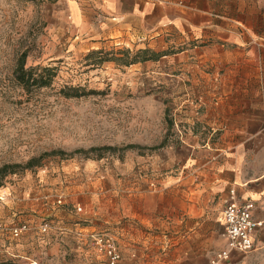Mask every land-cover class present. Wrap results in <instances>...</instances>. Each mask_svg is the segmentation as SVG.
I'll list each match as a JSON object with an SVG mask.
<instances>
[{"label": "crops", "instance_id": "crops-1", "mask_svg": "<svg viewBox=\"0 0 264 264\" xmlns=\"http://www.w3.org/2000/svg\"><path fill=\"white\" fill-rule=\"evenodd\" d=\"M54 12L92 48L136 44L157 56L129 71H170L173 126L186 161L199 167L205 158L211 179L174 181L145 204L120 203L123 211L104 214L102 228L56 213L54 238H40L32 216L15 223L16 213L1 208L0 220L29 229L17 238L0 232V264H38L47 254L54 264H210L227 249L224 208L232 197L253 201L255 217H264V0H59ZM162 183L170 186V176ZM95 230L113 234L124 257L111 263L98 255L85 237ZM129 246L137 250L128 254ZM224 264H264V227L251 252L234 251Z\"/></svg>", "mask_w": 264, "mask_h": 264}, {"label": "rangeland", "instance_id": "rangeland-1", "mask_svg": "<svg viewBox=\"0 0 264 264\" xmlns=\"http://www.w3.org/2000/svg\"><path fill=\"white\" fill-rule=\"evenodd\" d=\"M58 1L0 0V196L6 198L0 209L15 212V223L18 216L35 218L40 238L55 237L56 213L72 225L102 228L104 214L123 211L120 203L145 204L174 181L195 186L211 179L205 158L199 167L186 161L173 126L170 71H129L126 62L144 56L136 44L92 48L74 39L69 24L55 17ZM23 53L27 67L57 69L50 85L26 90L19 83ZM73 89L81 96H67ZM32 158L39 163L27 167ZM167 176L170 186L162 183ZM216 204L206 213H215ZM70 253L66 259L74 258ZM39 258L38 264L55 263L54 255Z\"/></svg>", "mask_w": 264, "mask_h": 264}, {"label": "built area", "instance_id": "built-area-1", "mask_svg": "<svg viewBox=\"0 0 264 264\" xmlns=\"http://www.w3.org/2000/svg\"><path fill=\"white\" fill-rule=\"evenodd\" d=\"M231 194L233 196V190ZM59 202L61 203L62 200H59ZM254 209L255 203L253 201L237 203L234 197L226 204L224 218L225 236L228 241L227 249L217 252L210 264H224L234 251L248 253L254 249L255 233L258 229L264 227V217H255ZM27 229H29L27 223L13 226L0 220V232H9L14 238L19 237ZM42 230L47 231L48 227L43 226ZM85 237L97 253L106 255L111 263H115L122 258L115 237L110 232L95 230L85 234Z\"/></svg>", "mask_w": 264, "mask_h": 264}, {"label": "trees", "instance_id": "trees-1", "mask_svg": "<svg viewBox=\"0 0 264 264\" xmlns=\"http://www.w3.org/2000/svg\"><path fill=\"white\" fill-rule=\"evenodd\" d=\"M149 49H144L141 52L144 53V56L139 58H135L132 61H127L126 64L130 65L132 63H136L138 61H144V60H149V59H154L157 56L155 54L152 55H147V52H149ZM99 52V50H94L90 53V55ZM136 56H139L137 54ZM103 58L99 62H102ZM27 62V54L23 53L19 59L18 63L15 69V74L16 78L19 81V83L26 89L30 90L32 86H37V87H42V86H48L51 84L53 78L57 74V69L52 66H32V67H27L26 66ZM74 91H68L66 94L67 96H81L80 93H78L77 89H73ZM133 145H129V147H132ZM50 153H44L40 157H44L46 155H49ZM40 158H32L28 161L27 167H32L36 163H39ZM15 171H10L8 173H14ZM7 172L3 174V176L8 174Z\"/></svg>", "mask_w": 264, "mask_h": 264}]
</instances>
